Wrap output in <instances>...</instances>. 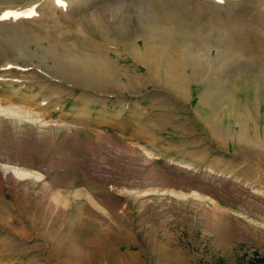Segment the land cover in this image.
I'll list each match as a JSON object with an SVG mask.
<instances>
[{"label":"rangeland","instance_id":"obj_1","mask_svg":"<svg viewBox=\"0 0 264 264\" xmlns=\"http://www.w3.org/2000/svg\"><path fill=\"white\" fill-rule=\"evenodd\" d=\"M5 2L0 264H264V0Z\"/></svg>","mask_w":264,"mask_h":264},{"label":"bare ground","instance_id":"obj_2","mask_svg":"<svg viewBox=\"0 0 264 264\" xmlns=\"http://www.w3.org/2000/svg\"><path fill=\"white\" fill-rule=\"evenodd\" d=\"M6 0H0V27H5L6 25H8L10 22H9V19H12L13 18V15H11L12 17H10V18H8L9 17V15H10V13L9 12H11L12 14H14L15 16H17L19 13H20V11H21V9H22V7L20 8V7H18V8H20V9H16V7L15 8H9V9H7V10H4L3 9V6H4V4H3V2H5ZM55 2V1H54ZM6 3V2H5ZM57 4V3H56ZM55 4V5H56ZM70 4V3H69ZM68 4V6H70ZM6 5V4H5ZM7 6V5H6ZM9 6V5H8ZM10 7V6H9ZM70 8H72V7H70ZM26 9V8H25ZM24 10V9H23ZM80 11V10H79ZM7 13H9V14H7ZM22 13V12H21ZM20 13V14H21ZM24 14H21V16H23ZM28 15V14H27ZM14 16V17H15ZM32 17H35V15H33ZM21 18V17H20ZM15 19V18H14ZM16 20H18V17H17V19ZM20 20V19H19ZM10 21H12V20H10ZM7 27V26H6ZM5 27V28H6ZM9 27V26H8ZM4 28V29H5ZM15 28V27H14ZM131 48L129 49L130 50V52H131V54L133 55V57H136V59L137 60H140L141 59V55H140V53H139V51L136 49V47H132V46H130ZM4 48V47H3ZM9 57V56H8ZM104 61V60H103ZM104 65H107L106 64V62H105V64ZM107 67V66H106ZM76 74V73H75ZM81 74V73H80ZM74 75V74H73Z\"/></svg>","mask_w":264,"mask_h":264}]
</instances>
